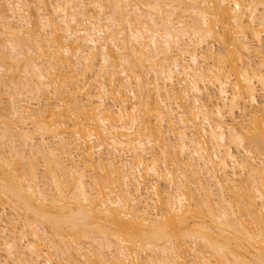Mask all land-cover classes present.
Listing matches in <instances>:
<instances>
[{"label": "bare ground", "instance_id": "1", "mask_svg": "<svg viewBox=\"0 0 264 264\" xmlns=\"http://www.w3.org/2000/svg\"><path fill=\"white\" fill-rule=\"evenodd\" d=\"M0 98V264H264V0H0Z\"/></svg>", "mask_w": 264, "mask_h": 264}, {"label": "rangeland", "instance_id": "2", "mask_svg": "<svg viewBox=\"0 0 264 264\" xmlns=\"http://www.w3.org/2000/svg\"><path fill=\"white\" fill-rule=\"evenodd\" d=\"M4 95H5V94H3L2 97H3ZM6 96H7V95H5V96L3 97L2 101L5 100ZM0 99H1V98H0ZM6 99L8 100V96H7ZM7 100H6V101H7ZM4 103H5V101H4ZM4 103H3V104H4ZM8 103H9V101H8ZM8 103L6 102V104H8ZM3 104L1 103V105H3ZM5 106H6L7 108H9L7 105H5ZM6 107L3 106V108H5V109H3L2 112H3L4 110H5L4 112L7 111V110H6V109H7ZM0 111H1V110H0ZM2 112H0V113H2ZM4 112H3V113H4ZM7 112H8V111H7ZM7 112H6V113H7ZM1 119H2V118H1ZM9 214H10V211H7L6 215L4 216V219H6V220L9 219ZM0 215L3 216L2 213H0Z\"/></svg>", "mask_w": 264, "mask_h": 264}]
</instances>
